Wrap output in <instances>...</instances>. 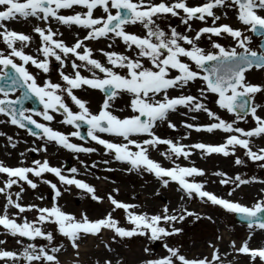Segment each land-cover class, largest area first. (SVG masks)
<instances>
[{"label":"snow or ice","instance_id":"6c2138e0","mask_svg":"<svg viewBox=\"0 0 264 264\" xmlns=\"http://www.w3.org/2000/svg\"><path fill=\"white\" fill-rule=\"evenodd\" d=\"M229 12L236 25L224 22ZM172 18L179 20L182 30L171 23ZM21 20L35 21L32 33L39 42L34 51L33 35L9 27L10 22ZM193 22L199 25L193 27ZM134 25L141 31L128 30ZM61 27L72 34L71 41L63 38ZM101 40L108 42L106 47H92ZM117 41L121 51L116 50ZM0 44L4 46L0 48V124L15 126L42 141L20 152L15 166L0 161V236H11L19 245L16 250L7 249L6 239L0 238V264H62L60 255L67 251L64 241L76 257L73 264H80L81 240L104 231L111 232L112 242L146 240L143 252L147 256L140 264H240V255L247 258L245 264H264V244L250 246L254 234L264 232V179L214 171L211 175L219 178L218 183L228 186L220 195L207 189V173L190 159L194 152L217 154L231 158L237 166L251 161L264 169V146L253 143L264 140V103L257 102L258 96L264 98V82L254 83L247 76L250 71L264 72V0H0ZM52 71L57 81L51 79ZM41 74L44 79L38 81ZM84 87L103 94L95 112L76 95L75 90ZM118 97H127L125 107L116 106ZM210 97L215 109L209 105ZM33 99L42 105L41 110L25 107ZM126 109L130 114H115ZM57 114L61 125L75 130L65 133L53 128ZM176 114L184 118L180 126L187 130L185 134L179 139L159 135L161 126L176 130L172 119ZM197 114H204L206 121L199 122ZM82 124L87 125V137L110 157L103 164L114 161L127 165V172L147 173L161 188L174 183L181 194L178 206L165 204L158 212L144 211L140 204L117 199L119 189L106 197L98 195L93 185L65 175L47 156L26 160V152L47 153L50 144L75 154L96 153V147L72 142L71 138L85 140ZM192 131L223 135L214 143H182ZM0 136H6L13 149L21 143L6 133ZM238 150L243 156L237 155ZM154 151L167 166L153 158ZM181 158L188 163L181 164ZM70 172L76 174L77 168ZM45 173L56 177L63 189L46 179ZM40 183L54 193L49 206L24 201L26 188L36 190ZM250 184L262 186L251 205L232 199ZM71 186L97 203L107 199L111 209L97 218L83 211L79 216L65 211L58 198ZM154 194L159 195V189ZM193 199L240 217L248 229L247 238L239 245L231 241L229 250L222 252L218 234L208 242L210 256H189L180 246H170L167 239L182 234L184 229L177 225L189 218L192 223H216L211 215L187 206L186 201ZM117 210L123 211V224L113 215ZM26 213L34 215L30 219ZM38 239L45 243H37ZM156 241H164V254L152 252L149 245ZM104 246L113 251L107 242ZM95 264H113V260ZM115 264H123L122 259Z\"/></svg>","mask_w":264,"mask_h":264},{"label":"rangeland","instance_id":"374dc122","mask_svg":"<svg viewBox=\"0 0 264 264\" xmlns=\"http://www.w3.org/2000/svg\"><path fill=\"white\" fill-rule=\"evenodd\" d=\"M191 2L194 3L195 0H191ZM224 22L232 23V24L236 25V21H235L234 16L231 12H229V19L224 21ZM34 23H35L34 20H32L29 23H27V21L21 20L19 22H10L9 27L12 28L13 30L18 31V32H23L25 34L33 35L32 44H33V48H34V46L36 44H38V42H39L38 38L35 36V34L32 33V27H33ZM172 24L174 26H177L178 30H182V28H183V26L179 23V20L177 18H175V22L173 21ZM198 25H199V22H193V27H197ZM131 29L136 30L138 32L141 31L139 25L131 26ZM60 31L64 32V37H63L64 39L71 41L72 36H69V34H67L68 30L61 27ZM107 43H108L107 41L103 40V41L99 42L98 44L93 43L92 47L93 48L106 47ZM256 43H257V38H254V46ZM3 47L4 46L2 44H0V48H3ZM33 48H32V50H33ZM116 50L117 51L122 50V45H120L119 41H117V43H116ZM26 51H27V49H26ZM53 64H54V66L58 67V65H55V62H53ZM82 74L88 75L87 73H82ZM49 75L53 81L58 80V75L56 74L55 71H52ZM247 76H248V79L254 83L264 82V72L250 71L247 74ZM39 77L41 80L44 79L43 74H41ZM75 92H76V95H78L80 98L87 100L89 102L90 110H92L93 112L97 111V109H98V107H99V105L103 99V94L99 90H91V89H88L87 87H84L82 89L75 90ZM193 92H194V89H193ZM126 99H127V97H122V98L118 97L116 100V106L117 107H125V100ZM257 102L264 103V98H261L258 96ZM209 105H210V107H213L215 109V105L212 103V97L209 98ZM115 114L121 115V116L122 115H128V114H130V110L126 109L122 113L117 112ZM197 115H198V121L199 122L203 123L206 121V116L204 114H197ZM220 115L224 116L225 118H228L227 114H225L222 110H220ZM0 119H3V118L0 117ZM60 119H61V117L57 114L56 120H54L52 122L51 126L55 127V128L63 129V125H61L59 123ZM172 119L177 123V126H178L180 121L184 118L180 117L178 114H176V115L172 116ZM240 126L248 127L249 125H245L242 123ZM65 128L68 129L66 131V133L69 131H73V129L71 127L65 126ZM184 130L186 132V129H184ZM170 131L168 132V130H165L164 126H161L159 129H157V132L159 135H161L163 137H171L174 139H179L180 137H182L185 134V133H183L184 131L182 133L172 132V130H170ZM0 132L6 133L8 136H13L14 138L19 139L21 141V143H18L16 148L13 149L7 144L6 136H0V155L5 160L4 163H7L9 165L17 164L18 159H20V157H19L20 152L25 151L26 148L35 147V146L42 143V141L35 140L33 138H30V137H29L30 139L28 137H25V136H27L25 133L19 132V130L12 128L10 125L0 124ZM192 132H194V131H192ZM222 135L223 134L220 132L214 133V134H208V133L207 134L206 133L194 134L193 133L192 136H188V139L182 140L181 142L185 143V144H190V143H194L197 141L204 140V141L214 143V142L220 141ZM73 140L76 141L77 144H84L85 146H93V147L98 146L96 144H86L84 142H80V141L76 140V138H73ZM23 141H27V143H24ZM34 141H35V143H34ZM257 142H258V140L254 144L256 145ZM263 144H264V140L262 142H260L259 146H261ZM48 150L49 151H47V153L26 152V160L28 162H30L33 159H41L42 160L45 158V156H47V159L49 160L50 164H52L53 166L57 165L59 167L63 166L66 163V161L69 160L73 163L72 166L70 167V169L73 167L77 168V173L76 174L71 173L70 169L66 170L67 171L66 173H68L69 175H76L77 178L83 179L84 181H86L90 185H93L97 191V194L101 195V196L105 195V197H106L107 193L112 192V190L114 188L120 190V186H121V185H119L120 182H123V184H125V186H127V188L129 190H139L140 191L139 193L141 194L140 198H143V196L146 194V190H147L151 194L150 199H149L150 208L147 209L148 212H150V210H152L154 208V205L158 206V209H157L158 211L165 204H167L170 207L172 206V203H173L172 199L168 195H164L162 193L159 195H153V192L154 191L156 192L157 189H159V192L160 191L162 192L165 189V188L160 187V185L157 183V181L155 180V178L153 176H151L147 173L140 175V174L135 173V172H127V171H125V169L127 168V165H122V164H119V163L114 162V161L108 165L103 164L102 161L104 159H110V157H106L103 155V150H100V146H99V149L97 148L96 153H92V154L81 153L80 155H77L75 157L72 156L73 152L67 151V150L62 149V148H56L54 146V144H50L48 146ZM33 153H35V154H33ZM237 155L243 156L242 151L238 150ZM152 156H153V158H155L157 160H161L167 166L168 162L163 161V158L160 157L157 152H155V151L152 152ZM190 159L195 162V165L197 167L203 168L205 170V172L207 173V175L205 177L209 181V183L206 185L207 189L210 191H213L215 193H218L220 195H224L226 193V191L228 190V186L220 185L218 183L219 178L211 175V173L214 172V168H217V164H221L218 156L217 155L201 156L198 152H195L194 154H192ZM222 160L224 161L223 164L225 165V168L223 169V171H226L229 175H232L236 172H240L241 174H244L247 176L255 175V176L260 177L261 179H264V169H260L257 166V163L247 161L246 165L237 166L233 163L231 158H225L224 157V158H222ZM81 161H83L84 164H81ZM179 162L181 164H187L188 163V162L184 161L183 158H181V160ZM93 163L96 164V167H91V165ZM213 164H214V166L210 167ZM85 165H87V167H89L90 169H87L85 167ZM109 167L114 169V171H111V172L107 171V169ZM44 176L46 179H49L52 182L57 183L58 187H61L63 189V186H61L59 184L57 178L54 177L52 174L45 173ZM105 177H107L108 179H104ZM106 181L109 182V184H108L109 188L105 191L104 190L105 186L103 187L102 183H104ZM253 185L254 184H250L248 186H245V187H250V186L252 187L251 190L248 191V193L256 191L259 188H261V186H259L258 184H257V186L259 188L255 187ZM127 188L124 190L125 194L123 196L121 195V193L120 194L118 193V195L114 194V195H116V198L119 200L128 202V200H129L128 195H130V193L128 192ZM166 189H170V190H173L174 192H176V185L174 183H172ZM71 192H72L71 190L68 192H63V195L60 198H58V203L64 208V210H66L65 207L69 210V211L67 210V212L73 213V214L78 216V214L81 211H83L87 215H89L90 218H97V217L104 215V213H105L104 208L111 209L110 205H106V207H102L97 202L92 201L88 194H86L83 191L78 190L76 188L73 191V192H75V195L72 196V198H68V196L70 195ZM39 195L44 196L45 199L43 201L36 200L35 199L36 196H39ZM53 195H54V193H52V191L48 185L40 183L36 190L26 188L24 198L27 202L34 201L38 204H43L45 206H49L51 203V199H52ZM232 199H238L240 202H242L240 197L233 196ZM0 201L2 203V200H0ZM186 204L189 208L196 207L199 209V212L211 215L215 219L216 223H210L208 220H200V221H197L195 223H192L191 218H189L188 221L179 225V227H182L184 229L182 234L177 235V236H173V237L167 239V243L170 246L171 245H178L181 247L182 251L184 250V252L186 254L191 256L190 253L193 254L194 252H198V246L202 245L204 248H206L209 241L215 240L216 236L218 234L221 236L220 226L228 228V230L231 233L230 236H231L232 241L233 240L240 241V240L245 238V234H246V231H248V229H247L245 224H242V223H239L236 221L234 214L227 213L223 209H221L217 206H213L210 204H207V205L203 204L198 199L186 201ZM173 207H175V206H173ZM74 211H76V212L74 213ZM122 212H123L122 210H117L116 212L113 213V215L115 216V218H117L118 220L121 221ZM26 215H28L29 218L31 219L34 214L33 213H26ZM220 223H221V225H219ZM49 228L51 229V226H49ZM217 230H219V232H217ZM255 238H258L257 240H259V242L264 244V234L259 235V236L257 235V237H255ZM57 239H62V238L57 236ZM116 242H118L120 245H123V246L125 245V243L126 244H132L133 243L132 245H134L135 249H140L141 246H145L148 243L146 240H144L143 238H140V237H134L132 239L118 240ZM230 242L227 246L226 251L229 250ZM37 243H45V242L38 239ZM64 243L67 244L66 241H64ZM163 243H164V241H156V242H153L151 245H149V247L151 248L152 252L164 254L165 250L163 248ZM257 244H258V242H255L254 244H253V241L250 242V246H252V247H257ZM18 248H19V245L16 244V240H15V238H13V250H16ZM125 250H127V248ZM203 251H204V249H203ZM229 259H231V257H229ZM241 259H240V264H245L247 258L244 257L245 260H241Z\"/></svg>","mask_w":264,"mask_h":264},{"label":"bare ground","instance_id":"6f19581e","mask_svg":"<svg viewBox=\"0 0 264 264\" xmlns=\"http://www.w3.org/2000/svg\"><path fill=\"white\" fill-rule=\"evenodd\" d=\"M67 34H69V36H72V34L69 31H67ZM164 129L168 130V132L170 131V129H168L166 126H164ZM183 131H185V130L183 127L180 126V123H179L174 132L182 133ZM193 133L194 132H192L189 136H192ZM216 133H219V132H216ZM194 134H204V133H194ZM257 140H258V142H257L256 146L258 147L260 142H262L263 140L256 139V140H254L253 143H256ZM261 146H264V144ZM212 156H214V155H212ZM217 156H218L221 164H217V168H214V171H217V170L223 171V169L225 168V165L223 164L224 161L222 160V158H224V157H222L221 155H217ZM186 162H188V161H186ZM213 166H214V164L211 165L210 167H213ZM108 184H109V182H107V181L102 183L103 187L105 186L104 187L105 191L109 188ZM119 185H121L120 190H119V194L121 193V195L123 196L125 194L124 190L127 188V186H125V184H123V182H120ZM258 185L261 186L260 184H258ZM253 186L259 188L257 186V184H254ZM241 188L242 189H239V190H237L236 193H234V196L240 197L242 200V203L247 204V205H251L254 202V199L256 198L257 193L259 192L260 188L256 191H253L250 193H248V191L251 190V188H252L251 186L250 187L242 186ZM74 189H75V186L70 187V190L72 192L70 193L68 198H72V196L75 195V192H73ZM127 190L130 193V195H128V197H129L128 202L129 203L140 204L142 206L141 210H144V211H147V209L150 208L149 199H150L151 194L149 193V191L146 190V194L143 196V198H140L141 194L139 193L140 192L139 190H129L128 188H127ZM108 193H110V192H108ZM154 193H155V191L153 192V195H155ZM161 193L164 195H168L172 199L173 203H172L171 207L169 206V208H174L173 206L177 207L178 204L180 203V195L181 194L178 193L177 191L174 192L173 190H170V189H164L162 192L161 191L159 192V194H161ZM103 196H105V195H103ZM24 201L27 202L25 200V198H24ZM0 203H1V201H0ZM98 204L101 205L102 207H106V205H110V203L107 201V199H104L102 202H100ZM65 209H66L65 211L68 210L66 207H65ZM157 209H158V206L154 205V208L152 210H150V212H158ZM190 209L199 212V209L196 207H191ZM109 210H110L109 208H104V212H105L104 214H106V212ZM75 212L76 211H74V213ZM79 214H78V216H79ZM123 215L124 214L122 212V216H121V223L122 224L124 223ZM219 225H221V223ZM177 226H179V225H177ZM220 230H221V241H220L219 246H220L221 251L225 252L227 250V246H228L229 242L232 241L231 236H230L231 233L226 227H223V226H220ZM0 231H2V230H0ZM262 234H264V232H259V231L254 234V236H253L254 240L252 239L253 244L255 242H258L257 246H260L262 244L261 242H259V240H257L258 238H255V237H257V235L259 236ZM111 235L112 234L110 232L104 231L99 236H88V237L84 238L83 240H81L80 249H79L80 250V257H79L80 264H95V262L97 260L102 262L106 258L112 259L113 264H115V261L117 259H122L123 264H140V262L146 258L147 254H145L143 252V248L145 246H141L140 249H135L134 245H132L133 243L132 244H126L125 243V245L123 246V245H120L118 242H112L111 241ZM247 236H248V231H246L244 239H246ZM0 238H5L7 241L5 247L7 249L13 250V238L12 237L0 236ZM244 239H242L240 241H237V240H235V241L237 242V245H239L240 242H242ZM212 241H215V240H212ZM105 242H107L109 244V246L113 249L112 252H109L105 248V246H104ZM65 245L67 247V251L61 253V255H60L61 262H62V264H73L76 257L74 256V253H73V250L71 249V247L68 246L67 244H65ZM126 248H127V250H125ZM203 249H204V251H203ZM211 251L212 250L208 247V244H207L206 248H204L202 245H200V246H198V252H194L193 254L190 253V255L191 256H198V255L210 256ZM183 252H184V250H183ZM155 254L156 255H162L160 253H155ZM244 257L245 256L240 255L238 257V260L240 261L241 258H242L241 260H245Z\"/></svg>","mask_w":264,"mask_h":264},{"label":"flooded vegetation","instance_id":"af4514ba","mask_svg":"<svg viewBox=\"0 0 264 264\" xmlns=\"http://www.w3.org/2000/svg\"><path fill=\"white\" fill-rule=\"evenodd\" d=\"M171 21H174V18H172V20Z\"/></svg>","mask_w":264,"mask_h":264}]
</instances>
